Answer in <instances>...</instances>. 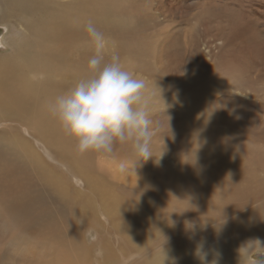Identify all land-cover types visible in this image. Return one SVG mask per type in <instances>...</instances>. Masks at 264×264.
Returning a JSON list of instances; mask_svg holds the SVG:
<instances>
[{
	"label": "bare ground",
	"instance_id": "6f19581e",
	"mask_svg": "<svg viewBox=\"0 0 264 264\" xmlns=\"http://www.w3.org/2000/svg\"><path fill=\"white\" fill-rule=\"evenodd\" d=\"M141 3L0 0V24L8 27L12 21L15 28L0 41L5 47L0 52V224H13L21 234L6 241L10 248L23 242L33 253L11 249L13 263L8 252L0 254V264H200L194 256L199 243L209 261L259 264L252 254L264 250L257 241L264 242V201L253 204L264 199V181L255 176L264 171V121L260 131L253 130L252 115L236 105L237 92H249L264 110V44L250 43L252 15L227 12V24L219 27L214 78L204 80L207 69L200 70L203 79L191 81L196 88L169 102L182 118L173 128L185 134L161 154L181 162L156 180L150 169H142L132 188L119 185L115 170L107 175L96 169L92 151H76V141L47 109L56 95L88 75L87 61L95 54L85 31L89 21L119 36L113 49L126 70L144 80L149 76L141 59L162 60L149 47L153 38L144 41L139 34L143 41L134 46L125 36L139 25ZM106 49L111 54L108 42L103 55ZM134 56L140 64H132ZM204 98L209 105L202 108ZM38 142L69 175L47 165ZM70 176L83 179L86 189Z\"/></svg>",
	"mask_w": 264,
	"mask_h": 264
},
{
	"label": "rangeland",
	"instance_id": "374dc122",
	"mask_svg": "<svg viewBox=\"0 0 264 264\" xmlns=\"http://www.w3.org/2000/svg\"><path fill=\"white\" fill-rule=\"evenodd\" d=\"M141 4L143 7L138 23L143 26V29L137 23L138 27L136 28L138 30H132L125 36L130 42L138 40V44L143 40L148 41L153 38V41L149 43V47L151 49H157L160 57H162H159L162 60L158 63L153 62L149 55H146L145 59L143 58L144 60L141 59V63L145 61V68L150 73L148 77H145L146 88L144 91L145 95L150 97L148 111L155 132L151 143V154L153 158L142 162L135 155L131 143L125 144L119 142L113 145V151L111 153L92 151L89 157V159L93 157L94 165L98 171L108 175L115 170L117 174L116 181L119 185L128 188L133 187L132 179H136L138 170L150 169L151 178L156 180L159 176L166 175L180 164L181 159L175 160L168 153L163 154L162 152L161 154L163 148L169 147L171 142H177V139L185 134L181 131V133L177 132L173 128L182 123V118H180V111L177 110L178 106L176 104L169 105V102L171 100H182L186 93L191 92V88L192 90L196 88L193 87L196 84H191V81L197 80L200 76L202 77L200 70L207 69V75L204 76V80L214 78L213 76L215 75L219 59V27L221 24H227V12L235 11L238 14L252 15L255 20L249 25V29H247V35L249 34L251 40L250 43L255 46L264 44V0H142ZM157 4L162 5V10L157 11L154 9ZM220 9H225L222 14H220ZM7 24L8 27L0 24V41L2 37L9 36L14 32V23L9 21ZM100 31L102 30L100 29ZM102 32L106 37V43L108 42V49L111 50L110 54L106 49L107 52L104 56L110 58L119 46V36L114 33L107 34V32ZM139 34L144 37L142 38L143 40H139V37H141ZM133 36L136 37L133 38ZM136 41L133 43L134 46H137ZM234 42L236 41L232 43ZM238 43L240 45L246 44L243 40H240ZM229 48L230 46L227 47V49ZM4 50L5 47L0 45V52ZM228 54L229 51H226V55ZM131 58L134 60L131 61L132 64H140V60L137 61L138 59H134L136 58L135 56ZM208 69L211 70L209 71L211 74L208 72ZM198 72L200 73L198 74ZM213 73L214 75H212ZM236 95L239 98H236V105H239L240 109H246V116L252 115L250 116V120L252 118L254 121H250L251 124L253 123L252 129L260 131L263 126L260 123H262V120L264 121L263 106H258L259 100L255 96L250 95L249 92H237ZM154 96L155 98H153ZM191 102V99L185 100V106L189 107ZM242 104H245V106L243 105L242 107ZM208 105L209 102L204 98L202 108ZM213 111L217 113L215 108ZM176 116L178 117L177 120L174 118ZM256 120L259 121V124L255 122ZM26 135L32 142L37 143L34 136L28 133ZM38 149L47 165L59 173L68 174L66 167L64 165L62 166L57 157L55 158L47 152V150H50L49 148L42 145L38 146ZM121 164L124 165L123 170H121ZM255 176L264 181V171H256ZM70 178L75 181V186L80 189H86L83 179H79L76 176H70ZM263 201L264 199L260 198L253 205L262 204ZM14 234L20 233L13 227V224H0V254H6L11 249L19 250L20 248H24L27 250V255L32 256L33 253L29 252L31 248L27 243H17L12 248L6 244V241ZM10 255L13 263V255L11 252ZM252 255L254 258L252 260L259 264H264V250H259V252L253 251ZM21 256L25 255L22 254Z\"/></svg>",
	"mask_w": 264,
	"mask_h": 264
},
{
	"label": "clouds",
	"instance_id": "9594fccd",
	"mask_svg": "<svg viewBox=\"0 0 264 264\" xmlns=\"http://www.w3.org/2000/svg\"><path fill=\"white\" fill-rule=\"evenodd\" d=\"M85 31L95 48L87 61L88 75L50 100L48 111L62 131L76 141L78 153H111L116 142H131L142 162L153 158L155 132L149 118L150 97L145 95V80L126 70L118 54L105 60L106 37L93 22L85 25ZM189 224L187 228L192 229L194 225ZM257 241L264 246V242ZM194 256L200 264H218L216 259L208 260L202 243L197 244Z\"/></svg>",
	"mask_w": 264,
	"mask_h": 264
}]
</instances>
